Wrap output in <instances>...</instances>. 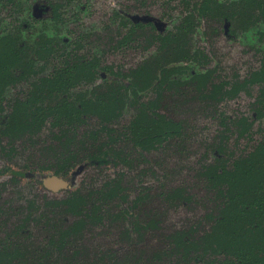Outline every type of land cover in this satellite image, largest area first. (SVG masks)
I'll return each instance as SVG.
<instances>
[{"label": "trees", "instance_id": "16d2710c", "mask_svg": "<svg viewBox=\"0 0 264 264\" xmlns=\"http://www.w3.org/2000/svg\"><path fill=\"white\" fill-rule=\"evenodd\" d=\"M249 1L260 26L264 0ZM184 4L188 11L166 32L174 40L171 48L161 57L152 56L117 72L100 56L84 54L81 41L94 36L100 46L110 40L109 49L116 52L149 51L164 36L154 22L127 15L115 30L107 25L90 34H76L71 44L62 39L42 47L40 59L52 71L40 82L48 85L51 94H61V102L49 108L42 129L32 131L22 125L0 135V155L26 158L21 168L39 180L66 178L85 166L111 165L118 171L99 186L90 185L63 199L44 195L42 205L33 200L26 208H7L2 195L8 182H0V227L13 224L0 238V264H264V59L260 68L247 70L245 76L215 78L216 69H201L210 56L202 47H195L193 53L192 42L203 19L216 23L218 17L207 3L193 9L190 2ZM6 45H11L7 38L0 46L8 51ZM250 88L255 94L246 114L229 116L225 105ZM0 100L4 101L2 93ZM173 107L182 114L219 121L204 155L195 158L186 151L192 126L173 118L170 113L179 110ZM126 110L130 118L122 122ZM10 114L0 110V124ZM245 140L246 151L238 152L230 144L234 141L235 147ZM24 147L35 154L24 155ZM162 149L176 155L179 171L194 173L209 196L208 228L203 222L167 227L169 213L192 201L185 188L163 190L152 198L157 206L160 195L163 207L148 208L151 188L141 184L146 172L138 173L140 182H134L129 170L135 164L149 165L147 155ZM152 168L148 167V174L154 173ZM136 191L139 195L133 200ZM36 227L43 230L42 236L35 237ZM102 234L117 236L111 241L115 245L97 243Z\"/></svg>", "mask_w": 264, "mask_h": 264}, {"label": "rangeland", "instance_id": "374dc122", "mask_svg": "<svg viewBox=\"0 0 264 264\" xmlns=\"http://www.w3.org/2000/svg\"><path fill=\"white\" fill-rule=\"evenodd\" d=\"M58 1L61 2L62 0H57V3H59ZM217 2L219 5L226 1L218 0ZM30 4L35 11L34 15L36 18L34 20L28 18L29 25L25 27V25L19 24L20 15L16 21L17 16L15 12L19 11V13H22L21 7H26ZM50 5L48 0H0V25L2 27L1 30L6 33H2L1 35L0 32V37H6L10 41H15L10 52L13 60L9 61V71H7L3 79H0V82L4 80L11 81L15 77H18L17 80H23L20 83L18 82L19 84L16 87L11 86L7 93L4 91L7 100H0V108L3 106V109L7 111L6 105L10 104L5 103L13 104L15 102L14 99L17 98V94L21 92L29 90L30 94L33 92L34 96H37L33 102L19 105L11 111L6 123L0 124V135L19 128L22 125L30 128L32 131H36L41 127L43 128L49 108L61 102V94L56 95L52 93V95L49 89L47 90L37 81L34 86L32 85L34 84V80L26 81L31 71L32 60L40 49V41L43 36H46L47 39H61L67 36V39L70 40L74 38V33L73 35L70 33L72 29H82L81 31L90 34L94 30H100L106 24H113V22L117 21L116 17H121L123 12H132L143 18L149 17L160 23L162 25L160 29L163 30L162 34L164 36L158 39V46H152L149 51L133 48L128 52L122 53V50L116 52L109 49L110 40L104 42L101 46L94 36L86 41L82 40V43L86 47L83 50L84 54L92 55L94 53L100 56L103 64L113 66L114 71L117 72L119 69L132 67L152 56L161 57L162 54L171 48L174 41L166 32L173 30L185 12H187L183 7V0H63L64 7L59 11L60 13L64 12L63 20L65 21L57 22ZM216 9L217 12L214 13V16L218 17V21L215 23V21L207 18L201 19L199 31L195 34L192 42V49L202 47L208 51L211 62L208 64L207 70L216 69L222 72L221 68H225V74L228 76H245L248 72L247 70L256 66L258 68L259 63L261 64L260 57L262 55L259 53L256 56L253 49L264 51V42L260 41L257 36L259 31L261 34L264 33V20H261L262 24L260 26H254L255 24L253 23L256 20L252 16L251 4L248 0L241 2L234 1L232 6L226 5L224 8L217 7ZM25 19L21 18V22H25ZM209 27L210 31L208 30ZM227 29L229 32H226ZM232 32H239L240 35L236 36L233 34L234 36H230ZM102 53L104 54L103 56ZM2 66L3 60L0 55V69ZM36 69L37 67H34V70ZM16 70L19 71L17 76H15ZM38 77H43V75H38ZM98 83H101V80ZM2 90L3 88L0 86V93ZM248 93L242 94L233 101L228 102L224 107L225 112L232 117L246 114L245 112L248 111L249 104L251 103V95L254 92L250 88ZM173 109L178 110L179 108L173 107ZM185 110L183 109L184 113L186 112ZM170 115L177 120H187L192 126L191 130L193 134L191 138H187L186 151L194 153L195 158L204 155L206 144H212L210 141L211 136L214 135L216 123H219V121H216L215 118L198 116V114L194 113L182 114L180 109L175 113L171 112ZM129 118L130 114L126 110L125 116L122 117V122H126ZM233 142H230V144L236 151H246L247 148L245 146L248 144V141L238 142L235 146L236 148ZM23 149L26 150L24 155L28 153L31 155L35 154L32 150L27 151L28 147H24ZM15 157L11 159L10 156L2 157L0 155V182H8V186H6L2 195V198L6 200V207L24 206L26 208L27 203L33 200L42 205L44 195L49 198L63 199L69 193L77 190H86L90 185H101L106 178L115 176L118 171V169L113 168L111 165L102 167V169L94 166L79 167L72 175L64 178L69 183L68 188L53 190L52 188H46L44 183L36 177V174L30 172L27 168L25 170L21 168V166H25L24 162L26 158L20 161V158L15 159ZM146 158L150 162L149 165L144 162L135 164L132 170L124 169L132 173L134 182H140L136 177L138 173L140 174L142 171L146 172V176L143 178L141 184L147 188H151V198L148 208L154 209L156 201H153L152 198H155L163 190L185 188L192 196V201L189 205H179L177 209L169 213L167 227L169 229L181 228L187 224L197 225L198 222H203L205 228H208L209 223L206 222V218H208L210 209L209 196H207L206 191L201 185L198 184L199 181L194 173L188 171L181 173L177 167V156H169L163 149L148 154ZM151 165L154 167L152 168L154 173L148 174L147 170L148 167L151 168ZM9 167L11 171L6 172V175L3 174L2 171ZM13 177H20V181L11 182ZM127 180H131V178ZM163 185L166 188L162 187ZM135 186L131 185L130 187L133 189L139 188L138 185ZM137 193L138 191L134 193L131 199L134 200ZM139 193L143 196L142 194L145 193L144 189L139 191ZM156 199L159 200L157 206L163 207L164 204L160 203V195ZM252 220L256 224L258 222L257 216H252ZM12 228L13 224L11 223H8L6 227L3 226L2 229L0 227V238L4 237L5 233L10 232ZM34 233L35 237H39L43 235V230L36 227ZM114 237L117 236L102 234L98 236L96 242L108 244ZM111 244L115 245L113 242Z\"/></svg>", "mask_w": 264, "mask_h": 264}, {"label": "flooded vegetation", "instance_id": "af4514ba", "mask_svg": "<svg viewBox=\"0 0 264 264\" xmlns=\"http://www.w3.org/2000/svg\"><path fill=\"white\" fill-rule=\"evenodd\" d=\"M32 1H34V0H32ZM49 2H50V6H51V8L53 9V16L57 19V22H64L65 20H63V14H64V12H62V13H60V11L59 10H61L64 6H63V0L61 1V2H59V3H57V0H48ZM185 1H188V0H183V7L185 8V9H187L186 8V6H185V4H184V2ZM218 0H192V1H188V2H190L191 4H192V6H191V8L193 9L196 5H198V6H202V5H204L205 3H207L208 5V8H210L211 10H213L212 11V15H215L214 13H216L217 12V7H222V8H224L226 5H231L232 6V4L234 3V1H237V2H241V1H243V0H225L226 2L224 3H222V4H219L218 5V2H217ZM244 1H246V0H244ZM249 1V0H248ZM250 2V4H251V8L253 7V3L251 2V1H249ZM21 9L23 10V12L22 13H19V11L18 12H15L16 13V16H17V19H16V21L18 20V17H19V15H20V17H19V24H21V25H25V27H27L28 25H29V23H27V24H25L24 22H21V18H26L25 19V21H28V18H30L31 20H34L36 17H35V15H34V13H35V11L33 10V7H32V5L30 4V5H27L26 7H21ZM216 9V10H215ZM30 11H31V16H30ZM186 11H188V10H186ZM251 13H252V10H251ZM56 14V15H55ZM33 15V16H32ZM61 17H60V16ZM127 15H137V14H133L132 12L130 13V12H123V15H121V17H119V16H117L116 17V19H117V21L116 22H113V24H106L105 26L107 27V25H110L111 27H113L114 28V30L115 29H117L118 27H120L121 25H122V23H124L125 21H123L124 19H126V16ZM142 17V16H141ZM141 17H139V18H141ZM119 18V19H118ZM59 19H60V21H59ZM144 20H145V22H150V21H152V22H154L155 24H156V26L160 29L161 28V24L160 23H158L156 20H154V19H152V18H149V17H144L143 18ZM254 19H255V17H254ZM255 20H257V18L255 19ZM29 22V21H28ZM0 23H1V21H0ZM253 24H255V22L253 23ZM258 24H255L254 26H257ZM105 26H103L102 28H104ZM102 28L100 29V30H102ZM2 27H1V25H0V32H1V35H2V33L3 34H6L5 32H3L2 30ZM82 29H77V30H75V29H72V32H70L72 35H73V33H74V38H71L70 40H68L67 39V36H65V37H62L61 39H47L46 38V36H43L42 38H41V41H40V44H41V46H40V49L38 50V52H37V55L33 58V60H32V63H31V71H30V73H29V77H27V79H26V81H29V80H34L33 82H34V84H32L33 86L34 85H36V81L39 83V84H41V85H43L47 90H48V88H47V86L48 85H46V84H44V83H41L40 82V79L41 78H43V77H47L50 73H51V71H52V69L50 68V67H45V62L43 63L42 61H41V59H40V55H39V52H40V50L42 49V47H44V46H46L49 42H52V43H57V42H60L62 39L65 41V43H67V44H71V42H73L74 40H75V36H76V34H79V35H81V34H83V31H81ZM100 30H97V31H100ZM95 31V30H94ZM93 31V32H94ZM162 32H163V30H162ZM226 32H229V30L227 29V31ZM236 35V36H239L240 35V33L239 32H232L231 33V35L230 36H234V35ZM229 36V35H228ZM258 36V39L260 40V41H262V42H264V37L263 36H261V35H257ZM3 39H6V37H0V44H1V40H3ZM96 40V39H95ZM11 42V45H6L7 47H6V49H8V51H5V49H3V47L2 46H0V55H1V59L3 60V66L1 67V69H0V79H3L4 77H5V75H6V73H7V71H9V68H8V64H9V61L10 60H13V58H12V55H11V50H12V48H13V45H14V43L13 42H15L14 40H11L10 41ZM81 43H82V41H81ZM203 50L202 51H204L205 49L204 48H202ZM195 50H196V48L195 49H193V53H195ZM112 51H114V50H112ZM121 50H119V51H117V52H120ZM128 51H130V50H127V49H125V51L123 50V52L122 53H125V52H128ZM206 51V50H205ZM253 51L255 52V54H256V56L257 55H259L258 54V49H253ZM207 53H208V51H206ZM263 52L264 51H261V55H262V57H260V60H261V63H262V61H263V59H264V56H263ZM83 54V53H82ZM209 54V53H208ZM210 56V55H209ZM258 58V57H257ZM211 59H209L208 60V63L206 64V66H202V68L201 69H203V70H207V66H208V64L211 62L210 61ZM194 63V66H198V63H196V62H193ZM259 63V62H258ZM259 65H261L260 63H259ZM39 66V67H38ZM34 67H37V69L36 70H34ZM217 67V66H216ZM215 67V68H216ZM40 68V69H39ZM258 68H260V67H258ZM255 69H257V66H256V68ZM18 70H16L15 71V76H17L18 75ZM13 74H14V71H13ZM35 75H37V76H35ZM38 75H43V77H38ZM218 76H226V74H225V72H223V73H220V71L218 70V73H216L215 74V78H217ZM17 78L18 77H15V79H12L11 81H7V80H4V81H2V82H0L1 84H0V86L3 88V90L1 91V93H2V95H3V97H4V100H7V97H6V93H7V91H9V89H10V87L12 86V87H16L17 86V84H19L21 81H23V80H17ZM19 82V83H18ZM255 90H257V86H255V87H253ZM190 90L192 91V92H194V90H195V84H192V86H191V88H190ZM4 91H6V93L4 92ZM247 92H249V90L247 91ZM247 92H243L242 94H249V93H247ZM254 92V91H253ZM0 93V94H1ZM242 94H240V95H242ZM253 94H255V92L253 93ZM27 96H31L32 98H31V100L30 99H27ZM17 98L16 99H14L15 100V102L13 103V104H11V103H5V104H10V105H6V109H7V111L5 110V109H3V106L0 108V110L2 111L3 110V112L4 113H8V112H10L11 113V111L15 108V107H17V106H19V105H23V104H27V103H29V102H33V100H35L36 99V97L37 96H34V93L32 92L31 94H30V92H29V90L28 91H26V92H21V93H18L17 94V96H16ZM24 99H27L26 100V102L25 103H22V102H24L23 100ZM21 100V102L20 103H22V104H20V103H16L17 101H20ZM254 101V100H253ZM1 102V101H0ZM16 103V104H15ZM8 106V107H7ZM10 110V111H9ZM11 170H9V172H10ZM2 172H4V170L2 171ZM5 175H6V173H5ZM41 176H42V174H40ZM40 175H38V176H40ZM45 175V174H44ZM43 175V176H44ZM18 179L20 178V177H17ZM52 178H58V179H60V180H62L63 182H65L67 185H66V187H58V188H56V187H52V186H50V184L48 183V181L50 180V179H52ZM43 183H44V185H45V187L46 188H48V189H53V190H58V189H60V188H64V189H66V188H68L69 187V183L64 179V178H60V177H53V176H51V177H45L44 176V178L43 179H40Z\"/></svg>", "mask_w": 264, "mask_h": 264}, {"label": "water", "instance_id": "95a60500", "mask_svg": "<svg viewBox=\"0 0 264 264\" xmlns=\"http://www.w3.org/2000/svg\"><path fill=\"white\" fill-rule=\"evenodd\" d=\"M48 183L50 184V186L52 187H66V183L63 182L62 180L58 179V178H52L48 181Z\"/></svg>", "mask_w": 264, "mask_h": 264}]
</instances>
